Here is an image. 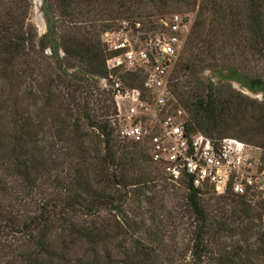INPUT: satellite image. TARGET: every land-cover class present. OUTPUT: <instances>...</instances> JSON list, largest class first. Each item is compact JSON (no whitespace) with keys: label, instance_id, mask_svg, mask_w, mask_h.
Wrapping results in <instances>:
<instances>
[{"label":"trees","instance_id":"obj_1","mask_svg":"<svg viewBox=\"0 0 264 264\" xmlns=\"http://www.w3.org/2000/svg\"><path fill=\"white\" fill-rule=\"evenodd\" d=\"M197 1L49 0L67 66L53 68L56 78L45 82V57L27 21L30 0H0V78L7 83V96H0V264H62L69 244L100 242L101 230L79 223L77 216L93 218L102 210L120 215L129 196L140 201L160 180L145 146L119 139L112 127L111 90L99 84L108 77L110 54L100 36L116 19L148 18L150 13H142L146 9L165 16L176 4L195 8ZM200 5L170 85L187 114L185 129L220 141L236 138L222 132L238 125L252 140L236 139L264 150V102L202 78L206 71L219 76L226 70L249 90L264 84L232 64L215 66L217 53L228 52L231 58L264 54V0H200ZM116 77L130 89L142 83L134 75ZM38 105L42 110L32 111ZM44 107L50 110L48 124ZM176 184L185 189L186 205L198 225L191 264H199L206 252L204 237L213 227L201 200L207 191L194 189L185 179ZM223 198L246 208L251 203L243 197ZM132 245L124 264L158 263L153 248L138 240ZM235 253L231 264H244Z\"/></svg>","mask_w":264,"mask_h":264},{"label":"rangeland","instance_id":"obj_2","mask_svg":"<svg viewBox=\"0 0 264 264\" xmlns=\"http://www.w3.org/2000/svg\"><path fill=\"white\" fill-rule=\"evenodd\" d=\"M43 3L44 0L39 3L36 0H30L31 7L27 21L35 31L37 49L45 57V68L43 66L41 71L45 79L40 80L49 82L57 75L53 68L65 70L67 64L63 61V53L59 48V29L54 25L53 31H50L49 26H43ZM200 6V0H198L195 8L176 4L165 16L153 9H146L148 11L145 10L142 13H150L148 18L116 19L113 21L114 27L104 32L100 36V41L102 43L113 34L112 32L117 31L123 21L128 22L130 26L139 24V34L133 32L135 38L152 36L158 28V21L172 14L183 16L191 22L192 26ZM56 21L57 17L54 16V24ZM215 64L218 68H221L223 64H232L250 77L264 79V54L250 53L245 58H231L228 52L217 53ZM73 71L68 70L69 73ZM202 78L207 79L213 86L228 84L242 96L254 102H264V98L252 97L237 90L236 87L241 85L233 80L229 81V78L222 73L215 76L210 71H206ZM54 83L56 84V81ZM99 84L102 87L101 80ZM6 87L7 83L0 78V96H7ZM34 87L35 85L31 87L32 90L35 89ZM31 109L37 112L41 106L31 107ZM43 109L48 124L50 110L47 107ZM233 128L223 131L222 136H233L244 142L252 140L249 133L242 127L235 125ZM48 140L43 143L46 144ZM151 164L158 169L153 163ZM159 172L160 180L150 186L151 190H147L140 201H137L134 196L128 197L122 214L102 210L93 218L77 216L75 220L79 223L93 224L95 228L101 230L100 242L91 245L82 240L69 244L62 264H124L128 260L127 254L130 256L131 251H134L132 244L135 240L154 249L157 264H191L194 239L198 232L197 222L186 205L185 189L180 184H176L177 182L168 181L160 170ZM206 191L201 200L205 214L213 227L204 237L203 246L206 252L199 264H231L230 257L235 255V252L241 255V261L244 264H264V213L262 211L264 205L259 203L254 205L253 203L257 201L250 200L251 203L246 208L238 201L232 202L223 196H216L210 190ZM8 242L12 243V240L8 239ZM125 251H127L126 254Z\"/></svg>","mask_w":264,"mask_h":264},{"label":"built area","instance_id":"obj_3","mask_svg":"<svg viewBox=\"0 0 264 264\" xmlns=\"http://www.w3.org/2000/svg\"><path fill=\"white\" fill-rule=\"evenodd\" d=\"M152 36L135 38L139 24L123 21L102 43L110 54L108 77L116 136L146 147L147 154L170 182L189 181L194 189L264 203V150L236 138L213 141L185 129L187 114L170 89L191 22L179 14L161 18ZM116 74L142 78L139 88L125 87ZM108 81L111 85H108Z\"/></svg>","mask_w":264,"mask_h":264},{"label":"water","instance_id":"obj_4","mask_svg":"<svg viewBox=\"0 0 264 264\" xmlns=\"http://www.w3.org/2000/svg\"><path fill=\"white\" fill-rule=\"evenodd\" d=\"M41 0H36L37 3H39ZM48 3L49 0H44V3L42 5V10H43V26H49V30L53 31V27H54V16L53 14L48 10ZM241 71V70H240ZM222 75L228 77V72L226 70L222 71ZM229 78V77H228ZM237 90L252 96V97H256V98H264V95H262V93H251L250 91H248L245 88L240 87H236Z\"/></svg>","mask_w":264,"mask_h":264},{"label":"flooded vegetation","instance_id":"obj_5","mask_svg":"<svg viewBox=\"0 0 264 264\" xmlns=\"http://www.w3.org/2000/svg\"><path fill=\"white\" fill-rule=\"evenodd\" d=\"M230 78V77H229ZM229 81H235V82H238V81H236L234 78H230V79H228ZM263 82H264V79L262 80ZM240 85H241V87L242 88H245V89H247L248 91H250L251 93H262V95H264V84H262V85H260L259 87H257V89H255V90H249L247 87H245V86H243L240 82H238Z\"/></svg>","mask_w":264,"mask_h":264}]
</instances>
